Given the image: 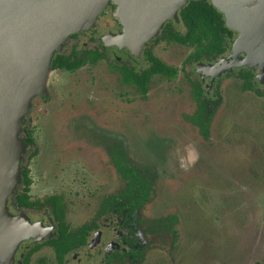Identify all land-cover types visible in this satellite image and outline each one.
<instances>
[{"label":"rangeland","instance_id":"374dc122","mask_svg":"<svg viewBox=\"0 0 264 264\" xmlns=\"http://www.w3.org/2000/svg\"><path fill=\"white\" fill-rule=\"evenodd\" d=\"M105 11L93 25L95 31L112 27L110 18L115 12L108 7ZM113 27L117 30L115 24ZM173 28L183 31L179 23ZM87 42L85 35L71 41L68 38L57 54H67L72 45L86 47ZM113 51L108 52L106 61L71 74L52 70L45 89L47 103L41 112L48 116L56 111L59 115L40 126L41 99L36 98L24 116L23 127L38 124L36 131L40 126L39 157L29 163L36 186L43 183V174L49 169L56 180L52 192L63 196L72 217L81 215V221L87 223L104 196L123 188L108 154L120 146L128 164L151 178V201L139 219L145 222L168 215L177 219L174 243L170 233L154 235L147 233L145 225L140 226L136 238L145 248L143 260H125L123 264L264 263V98L237 93L231 101L223 91L232 88L229 96L234 97L239 82L228 84L230 79H221L225 82L220 89L222 104L205 139L186 119L194 114L195 104L185 75L189 73L196 80L200 77L203 92L206 88L205 95L212 98V86L219 79L207 69L219 66L221 59L184 65L192 49L162 43L155 53L176 67L178 74L171 81L154 77L148 95L142 98L134 88L122 86L120 76L110 68L115 62ZM238 53L234 46L233 53L223 59L238 58ZM60 80L61 90L55 91ZM68 93L73 94L74 104L58 105L57 111L52 103L69 100ZM65 122L72 123L71 128L66 130ZM193 148L197 159L189 164ZM31 152L27 147L20 165ZM11 200L7 208L12 215L16 211ZM98 224L103 238L99 257L90 263L96 255L94 244L78 254L88 260L87 264H103L109 249L125 248L121 240L126 232L113 216ZM42 256L36 254L32 264Z\"/></svg>","mask_w":264,"mask_h":264},{"label":"flooded vegetation","instance_id":"af4514ba","mask_svg":"<svg viewBox=\"0 0 264 264\" xmlns=\"http://www.w3.org/2000/svg\"><path fill=\"white\" fill-rule=\"evenodd\" d=\"M107 7L115 12V17L110 18V21L112 22L111 28H108L106 30H100L99 32L97 30L96 32L95 28H91L88 31L73 34L69 38L70 41L74 38H78L81 35L88 36V42L86 43V47L81 45L79 48H77L75 47V45H72L67 54H56L52 60L53 63L56 57L63 56L67 57V59H69L71 62L81 63L82 65L76 67L71 71H68L61 68L52 69L51 63V69L53 71L63 70L67 74H71L72 72H76L77 70L85 66H95L99 61H106L108 59V52L114 50L113 52H115V62H112V64L109 65L111 66L110 68L114 70V73L117 72V74L120 76L121 85L134 88L136 91H138L142 98H146L149 93L151 81L154 77L158 79L165 78L166 80L171 81L175 79L178 74V69L176 67L163 62L164 60L162 56L159 54L157 55L155 53V50L158 45L162 43H169L176 44L180 47L191 48L192 52L184 59V65H190L193 63L199 64L201 62L212 63L221 59L219 66L207 69V71L211 73V76H215V80L219 79V81H216V83L214 82V85L212 86V98H209L205 95V93H207L206 88L203 92V89L201 87L202 82L201 80H199L200 77H198V80H196L191 79L189 77V73H186L185 75L187 76L186 78L190 90L192 92V99L195 104L194 114L190 117H186V119L199 129L200 135L205 139L209 137V127L211 121L213 117L216 116V113L222 104V99L220 97V89L222 85L225 84V82L223 83V80L221 79H230L229 81H226L228 84H237L239 82V91L235 92L234 97L230 98L229 96L232 88H226L227 90L223 91L227 99H231V101H233L237 93L245 95L250 93V95H252L254 98H260L261 100H263L264 64H262V67L259 65V63H254L250 65L240 64L246 58V53L243 51H239L238 58H231L229 60L223 59V57H227L233 53L234 44L238 38V34L226 26L224 16V26L229 29L232 34L230 39H224L226 42L224 53L215 58L212 54L209 59H197L194 58V55L198 54V52L196 51L197 47H195V45H184L177 41L179 37L181 38L185 35V27L180 19V11L184 7L178 10L176 19L172 18L165 21L158 33L153 37L149 38L141 47H138L135 42L128 43L126 40H122V38H119L124 31L122 17L117 16V13H120V11L117 6L112 3H110ZM104 11L100 13L97 20L102 16L104 17V14L106 12ZM174 23H179L183 31L180 33L178 31H175L173 28ZM113 24L117 26V30L114 29ZM171 36L174 37V40L170 39ZM117 54H119L120 57H116ZM154 61L173 69L175 71V75L170 78L169 76L160 73L151 74L146 80L145 93H143L142 86H140L136 81L134 82V79L136 78V76H143L145 72H150L153 67ZM60 84L61 80L59 81V84L55 86V91L57 90V88L61 90V88H59ZM233 88L236 89V87ZM68 95L69 100L67 98H64L60 102L56 101L55 103H52L56 110L58 109V105L74 104V99L70 98L71 96H73V94L68 93ZM36 98L41 99L39 108V122L41 120L40 126L43 125L44 121L47 122L54 115H59V113H56V111L52 115H43V112H41L42 107L47 103H45V101L48 97H45L43 95L35 96L31 100V104ZM60 98L61 97H58V99ZM28 123L29 121L27 122V124ZM37 125L38 124H33V126H29L28 124L24 125L23 127L21 138H24L25 132H29L31 135V139L33 140L32 145L25 142L27 144V147L32 149V152L28 155L25 164H22L20 166V170L22 168L27 169L28 175L26 178H21V183L18 185L14 195L9 197H12L10 204L16 211L12 215L22 219V221L25 220V223L27 218L29 221L28 226L35 230V238L30 236V238L23 240L15 250L13 262L3 261L4 264H32V258L38 253H43V258H40L35 264H87L88 260H86V258L79 257L78 254L81 253L82 249L89 247L91 244H94L92 249L93 252H96V255L95 257L90 258V263H93L94 259L99 257L101 251V244H103V238L99 234V232H101V227L98 223L102 220L107 219L110 216H113V218L117 220L118 227L126 232L125 236H123L121 240L123 245H125V248H122L121 250L109 249L105 256L103 264H123L125 260L130 263L141 262L143 260L145 248L140 242H138V239L136 238V231L140 226L143 225H145V227L147 228V233L150 234L163 235L165 233H170L173 238L172 243L175 242V226L177 224V219L175 216L168 215L145 222H143L142 219H139L141 211L151 201V178L145 176V174L139 168L128 164L127 157L120 146L114 148L112 151H109L108 154L110 156V161L113 166L114 172L123 182V188L115 194L104 196L100 200L94 213V216L89 222H82L81 215L72 217V215H70V210L68 208L67 202H65L63 196L52 192V190H54L53 183H55L56 180L49 175V169L45 170L43 174L44 181L43 183L39 184L40 186H36L38 185V183H35V179H33L36 178V176H30L29 163L32 159L35 158V160H37V158L39 157L37 136L40 131V126L35 131V126ZM64 126L67 130V127L71 128L72 123H69L67 125V123L65 122ZM121 159L124 160L125 167L128 168V170H133L135 173L138 172L141 175L142 180L146 181L150 187L146 201L138 205V207L134 208L133 212L131 211V208H126L124 210V213H120L118 212L116 204L113 202V200L112 202H109V199L114 198L118 203H120V196L121 194H123V191L127 188V185L130 183L129 181L131 180V178L123 176L121 172L118 171L116 168V160L119 161ZM33 171L34 170H32V172ZM34 174H37L36 170L34 171ZM25 180L27 181L26 183ZM52 184L53 188L51 187ZM18 192L19 194L20 192L26 194V196L28 197V203L31 204L30 206L23 208L16 205L15 195ZM40 193H42L43 195H40ZM134 205L137 206V203H134ZM82 239L84 240L83 243H81ZM66 240H70L69 244L73 245V248L64 253L62 256H59L55 247L57 242L55 241H58L60 244H65L67 243ZM16 254L18 255L17 260H15ZM72 258H74V261L72 260Z\"/></svg>","mask_w":264,"mask_h":264},{"label":"water","instance_id":"95a60500","mask_svg":"<svg viewBox=\"0 0 264 264\" xmlns=\"http://www.w3.org/2000/svg\"><path fill=\"white\" fill-rule=\"evenodd\" d=\"M190 0H0V264L12 262L18 245L35 230L8 212L7 201L21 183L27 144L20 137L35 96H45L53 57L73 34L88 31L112 3L122 17L119 38L141 47L176 19ZM238 34L240 64H264V0H210ZM118 11V10H117ZM3 262V263H2Z\"/></svg>","mask_w":264,"mask_h":264},{"label":"trees","instance_id":"16d2710c","mask_svg":"<svg viewBox=\"0 0 264 264\" xmlns=\"http://www.w3.org/2000/svg\"><path fill=\"white\" fill-rule=\"evenodd\" d=\"M180 19L185 27L184 37H179L178 42L184 45H195L197 47V55H194V58H206L209 59L211 55L218 57L223 54L226 46V39H230L232 34L229 29L224 26L223 15L218 12L207 0H192L190 1L181 11ZM170 39L174 40V37L171 36ZM225 39V40H224ZM82 65L81 63L71 62L67 57H56L52 63V69L61 68L68 71L75 69L76 67ZM153 73H160L167 75L170 78L175 75V71L169 67L164 66L163 64L154 61L153 67L150 72H145L143 76H136L134 82L136 81L140 86H142V92L145 93V83L148 77ZM24 142L32 145L33 140L29 132L24 133ZM116 168L121 172L123 176L131 178L130 183L127 185V188L121 194L120 203H118L114 198L109 199V202L116 204L118 212L124 213L126 208H131L132 212L134 208L138 205L144 203L149 194V185L146 181L142 180L141 175L138 172L133 170H128L125 167L124 160H116ZM28 175L27 169H21V176L26 178ZM27 181L25 180V183ZM16 205L20 207H28L31 204L28 203V197L26 194L19 192L15 195ZM137 203V206L134 205ZM131 213V212H130ZM67 243L60 244L58 241L55 245L57 253L59 256H62L67 251L73 248V245H70V240H66ZM83 239L81 243H83ZM78 242V241H76ZM76 245V244H74ZM264 264V263H256Z\"/></svg>","mask_w":264,"mask_h":264},{"label":"clouds","instance_id":"9594fccd","mask_svg":"<svg viewBox=\"0 0 264 264\" xmlns=\"http://www.w3.org/2000/svg\"><path fill=\"white\" fill-rule=\"evenodd\" d=\"M196 159H197V154L195 152V149L193 148L192 149V156H191V159L188 160V163L194 164L196 162Z\"/></svg>","mask_w":264,"mask_h":264}]
</instances>
